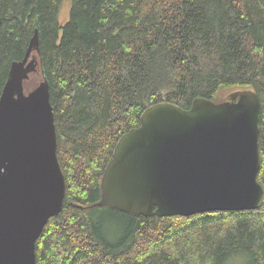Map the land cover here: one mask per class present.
<instances>
[{
	"label": "trees",
	"instance_id": "16d2710c",
	"mask_svg": "<svg viewBox=\"0 0 264 264\" xmlns=\"http://www.w3.org/2000/svg\"><path fill=\"white\" fill-rule=\"evenodd\" d=\"M61 4L0 0V96L36 31V86H48L65 178L61 212L36 241V264H264V200L255 211L190 217L89 208L100 201L117 141L145 109L220 103L225 91L258 96L264 191V0H71L60 29Z\"/></svg>",
	"mask_w": 264,
	"mask_h": 264
},
{
	"label": "water",
	"instance_id": "95a60500",
	"mask_svg": "<svg viewBox=\"0 0 264 264\" xmlns=\"http://www.w3.org/2000/svg\"><path fill=\"white\" fill-rule=\"evenodd\" d=\"M35 36L0 96V264H36V241L65 196L48 86L23 87ZM227 99L197 98L188 110L166 102L145 109L139 127L117 141L100 201L89 208L146 218L259 209L260 102L250 90Z\"/></svg>",
	"mask_w": 264,
	"mask_h": 264
},
{
	"label": "rangeland",
	"instance_id": "374dc122",
	"mask_svg": "<svg viewBox=\"0 0 264 264\" xmlns=\"http://www.w3.org/2000/svg\"><path fill=\"white\" fill-rule=\"evenodd\" d=\"M70 2H71V0H62L60 12H59V17H58L60 29L66 24V22L69 19ZM29 61H30V63H32L33 68L28 71L25 79L32 78V80L29 84L32 86H36L37 83L39 82L40 66H39V60H38L37 54L35 52H33L31 54ZM29 84H27V85H29ZM25 89H26V87H25ZM231 93H233V92L232 91L223 92L221 94L219 101H223V99L228 97V95ZM99 216L105 220H108L110 218V214L107 213L106 211L100 212ZM109 223H115L118 225L117 220H112V219L110 220L109 219Z\"/></svg>",
	"mask_w": 264,
	"mask_h": 264
}]
</instances>
